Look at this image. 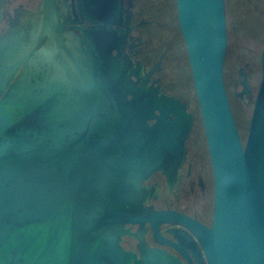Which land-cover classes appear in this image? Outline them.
Returning <instances> with one entry per match:
<instances>
[{
	"label": "water",
	"instance_id": "water-1",
	"mask_svg": "<svg viewBox=\"0 0 264 264\" xmlns=\"http://www.w3.org/2000/svg\"><path fill=\"white\" fill-rule=\"evenodd\" d=\"M79 1L100 22L92 31L113 29V0ZM175 1L213 176L211 227L142 206L141 180L161 168L163 141L141 131L147 128L145 114L134 99L125 128L115 129L113 113L96 108L97 88L105 95L113 87V57L105 48L92 46L102 58L91 76L66 84L62 70L51 73L35 64L10 29L0 36V264H195L175 235L174 242L159 239L162 223L189 231L193 242L186 240L196 255L201 250L206 264H264V41L242 141L223 79L224 0ZM178 112L175 131L165 139L166 159L173 152L169 143L176 144L175 165L192 118L184 104ZM135 223H148L183 262L158 248L146 249L139 259L122 250L124 226Z\"/></svg>",
	"mask_w": 264,
	"mask_h": 264
},
{
	"label": "flooded vegetation",
	"instance_id": "flooded-vegetation-1",
	"mask_svg": "<svg viewBox=\"0 0 264 264\" xmlns=\"http://www.w3.org/2000/svg\"><path fill=\"white\" fill-rule=\"evenodd\" d=\"M224 4L227 48L223 79L232 109L229 81L234 88L240 86V90L247 85L248 94L254 99L260 79L261 51L257 53L247 48L246 62L241 66L237 63L234 70L230 69L226 0ZM254 12L253 14L263 22L260 32H255L249 27L242 29L239 24L233 25L232 31L238 36L242 35L243 31L248 42H258L263 46L264 10L255 8ZM112 17V30L94 32L92 29L100 22L86 5H81L79 0H0V36L10 29H15L23 45L29 47L31 59L35 64L45 67L51 73L54 68L57 73L62 70L63 83L66 84L68 81L80 84L83 81L80 77L85 73L91 76V68L96 70L97 64L100 67L102 58L92 46L97 49L105 48L113 57L110 72V75H113V87H110V92L107 90L105 95L99 91L100 86L97 88L96 108L100 113L102 108L105 109L106 114L113 113L114 123L117 125L115 129L122 124L119 128H125L129 121V102L134 99L138 101V106L142 107L145 114L144 121L147 128L142 127L141 131L151 133L153 140L163 141L161 145L158 143L159 148L163 147L162 153L160 152L161 168L141 180L144 188L142 206L152 212L179 213L210 228L213 216V176L185 50L178 29L176 1L113 0ZM92 18L96 20L95 23L92 22ZM255 59H258V74L253 73L257 68L254 67ZM180 67L189 78L186 88L180 86L178 73ZM250 67L255 69L250 71ZM22 71L23 67H19L16 76ZM97 82L101 84V75ZM118 92L121 93V102L117 99ZM238 94L239 92L234 91L235 97L239 98ZM182 104L185 105L186 114L192 117L191 128L183 144V157L180 163L175 165L172 156L176 155V144L172 146V143H169L168 147L173 149V152L169 157L171 159H166L168 157L165 158V139L167 133L175 131L172 130V125L176 124ZM234 119L243 141L246 135L241 133L235 116ZM157 123L162 125L158 129L154 126ZM248 123L249 120L245 132ZM166 125L170 128H166ZM116 155L118 157L124 154L116 153ZM150 155H153L151 151ZM124 227L128 233L121 236L119 246L122 250L135 254L137 259L146 252V249L158 248L179 262H183L179 253L160 241L174 242L175 235L181 240L182 247L194 258L195 264H206L202 260L201 250L199 249L196 255L189 241L186 240L193 242L190 232L181 227L168 223L160 224L157 227L160 240L154 237L148 223L126 224Z\"/></svg>",
	"mask_w": 264,
	"mask_h": 264
},
{
	"label": "rangeland",
	"instance_id": "rangeland-1",
	"mask_svg": "<svg viewBox=\"0 0 264 264\" xmlns=\"http://www.w3.org/2000/svg\"><path fill=\"white\" fill-rule=\"evenodd\" d=\"M263 0H226V11H227V21L229 23V46H228V64L230 69L237 67L238 65H243L246 62L248 56L247 48H251L257 53H260L262 45L260 43L248 42L247 36L242 31V35L238 36L234 31H232L233 25H240V28H252L255 32H260L262 29V21L254 15V9L258 8L264 10ZM254 13V14H253ZM253 14V16H251ZM257 68L253 71V68H249L250 71L259 73L258 59L254 61ZM181 69V67H180ZM232 70V71H233ZM248 72L249 70L246 69ZM231 71V72H232ZM180 74V86L186 88L188 85V76L183 69L179 72ZM258 76V75H257ZM236 77V75H234ZM240 78V77H239ZM244 83H246L244 81ZM234 91L239 92V98L234 96ZM229 98L232 106V113L236 117L238 125L241 128V133L246 135L245 128L247 122L251 115L253 97L248 94L247 85L243 86L240 90V86L233 87L232 82L229 81Z\"/></svg>",
	"mask_w": 264,
	"mask_h": 264
}]
</instances>
